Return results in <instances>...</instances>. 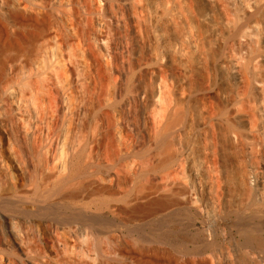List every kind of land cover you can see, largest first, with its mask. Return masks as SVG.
<instances>
[{
	"label": "bare ground",
	"instance_id": "1",
	"mask_svg": "<svg viewBox=\"0 0 264 264\" xmlns=\"http://www.w3.org/2000/svg\"><path fill=\"white\" fill-rule=\"evenodd\" d=\"M100 1L112 90L108 65L97 91L65 55L48 71L64 51L53 29H0V247L29 264H89L76 251L89 236L156 235L200 254L180 264H264V0ZM1 4L0 25L24 18ZM74 40L69 58L83 56ZM96 191L111 196L78 200Z\"/></svg>",
	"mask_w": 264,
	"mask_h": 264
},
{
	"label": "rangeland",
	"instance_id": "2",
	"mask_svg": "<svg viewBox=\"0 0 264 264\" xmlns=\"http://www.w3.org/2000/svg\"><path fill=\"white\" fill-rule=\"evenodd\" d=\"M3 1H0V3H2L1 5L4 6L5 8L18 6V4H21L23 10L22 12L20 5L19 12L21 11L20 12L21 15H23L25 19L31 16V18H34V22L32 19L31 21L27 22V20H25L21 16H20L21 18L19 19L9 18L7 19V21H5L3 25L5 28L1 24L0 29H7L9 32H14L16 30L17 31L19 30L26 32L29 35H31L30 33H36V32H40V34L42 33L45 34V32L48 31V29H53L54 31H56L58 35L57 39H59L58 41L60 42V44L59 43L53 44L57 51H59L62 48L65 51V49L67 48L68 40L70 38H74L76 40V41L74 40V43L75 44L78 43L77 44L78 47L82 48L83 56H77L75 55V51L71 50L70 53H73L72 58H69L68 56L69 52L65 51L64 54L63 50H61L63 52L59 51L61 53L58 55L59 58L53 59L52 65L50 66L48 71H52V68H55L56 64L57 66H59L58 63L60 62V58H63V55H65L64 57L66 58V62L68 66L67 69L68 71H70V73L68 72L69 75L71 74L73 75V77L79 76L81 80L83 81L85 80V85L89 81L88 82L89 87L92 90L97 91L100 89V85L98 81V68L100 67L101 64L106 67L108 65L107 68L110 73L109 76L110 80L108 79L107 83L108 85L110 84L109 85L110 87L109 86L108 87L110 90H112L113 85L116 83L118 77L115 69L114 60H112L113 55L108 47L109 43L111 42L108 41L106 36L107 35L106 29L104 28L102 22L99 19V14L102 9L100 4L102 5L101 3L102 1L100 0H94V1L93 0H23V1L5 0L8 3ZM14 2L18 4L16 5ZM48 23L50 25H48ZM45 25H47L48 27ZM60 46L61 48H59ZM1 54L2 51L0 52V55ZM57 60H59L58 63ZM71 61L72 62L74 61V63L76 62V64H73ZM55 70L58 69L55 68ZM112 112L114 113V111ZM102 124H104V126H102ZM101 126L102 128L100 129L99 127L100 131H98L99 133L96 135V137L98 138L97 141L98 140L99 141L98 143L97 141H95L94 142L95 144H93V148L95 147L94 151L96 152L97 149L101 150L103 148L105 140H107L106 137H108V131H107L108 129L106 128V124L104 121H102ZM115 130L116 129H114L113 134L115 133ZM117 137H118L117 139L121 143L123 142L122 145L126 142L123 141L124 139L122 138V136L117 135ZM98 144L100 146H98ZM96 177L98 183L100 184L115 183V181L110 180V178L107 177L105 173H99ZM110 196L111 195L109 193H106L104 191H96L88 195L87 194L82 195L78 200L91 202L94 199H102L104 197H110ZM178 220L181 223L180 227L182 228L186 227L184 225L185 222L183 216H179ZM184 233L187 234L186 237L188 242L189 240L197 237L198 235L197 230L193 227L190 228L187 232L184 230ZM175 238H179V237L177 236L174 237V239ZM157 240L158 237L156 235L150 236L149 239H139L136 236H127L124 234H122V236H116V235H102L98 237L89 236V238L85 239L83 243L81 244L79 243L80 245L79 244L77 245L78 248L76 247V251L79 250L78 253L84 255V258L86 255L87 260H89L90 258V260L88 261L89 264H116L117 262L123 260H125L127 264H180L186 259H198L200 257V254H188L177 248H174L170 243H162ZM122 244H126V245L141 244L147 246L150 250L146 252L147 255H145L144 258H141L139 254L122 255V253H120L119 251V246ZM152 245L156 247L158 246V248L153 249L150 247ZM1 247L4 246L2 245ZM1 247H0L1 249L0 264H24V263L29 264L27 262L28 260L25 261L26 259L23 258L17 251H10L7 249H2ZM137 258H141L142 260L137 262Z\"/></svg>",
	"mask_w": 264,
	"mask_h": 264
}]
</instances>
